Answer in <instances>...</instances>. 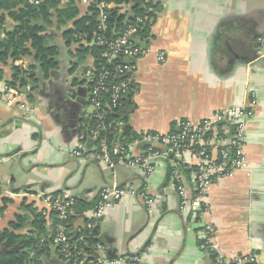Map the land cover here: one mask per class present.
I'll list each match as a JSON object with an SVG mask.
<instances>
[{
    "label": "crops",
    "instance_id": "0c3cea01",
    "mask_svg": "<svg viewBox=\"0 0 264 264\" xmlns=\"http://www.w3.org/2000/svg\"><path fill=\"white\" fill-rule=\"evenodd\" d=\"M159 4L147 40L151 52L137 61L131 78L137 92L127 128L137 135L164 136L179 132L184 121L198 123L230 107H249L253 111L246 125L249 170L215 181L204 210H182L173 189L172 161L159 162L147 178L141 167L110 169L98 161L78 159L73 156L77 139L66 136L45 99L30 102L28 90L24 99L30 116L0 101V231L15 222L24 205L33 204L46 215L57 193L64 199L96 203L102 189L116 184L135 194L97 221L99 264H127L132 258L139 259L137 264H218L217 257L229 261L249 252L256 254L257 264H264V0ZM158 51L166 53L163 64L158 62ZM2 69L0 82L6 83L12 70ZM80 78V72L69 76ZM74 89L80 98L83 85ZM41 100L45 111L39 108ZM227 130L223 128L224 135ZM187 159L191 166L198 163L195 157ZM183 184L192 193L190 175ZM144 187L156 201L151 214L140 195ZM92 211L76 219L74 227L83 226ZM50 225L49 220V230ZM206 225L214 227L213 250L205 243ZM29 230L27 226L17 234ZM51 261L63 264L54 247Z\"/></svg>",
    "mask_w": 264,
    "mask_h": 264
},
{
    "label": "trees",
    "instance_id": "16d2710c",
    "mask_svg": "<svg viewBox=\"0 0 264 264\" xmlns=\"http://www.w3.org/2000/svg\"><path fill=\"white\" fill-rule=\"evenodd\" d=\"M111 1L123 5L124 11H110L108 29L102 33L98 30V12L93 7L83 6L82 0H41L39 5L31 4L29 0H0V81L4 80L2 67H10L12 77L6 84L19 91L28 88L30 92L26 97L30 102H34L37 97L45 99L51 117L61 126L66 136L70 139L76 138L87 148L93 146L99 148V142L104 137L109 139L110 145H126L141 137L126 126L134 94L131 93L122 99L116 109L110 108L111 96L108 94L103 95V104L109 105L104 107L107 130L101 131L98 139L90 140L91 137H88L90 131L87 130L97 128L98 123L96 120L86 118L84 110L89 106L86 99L93 84L81 78L69 79L71 74L75 72L82 74L92 65L96 69L103 65L106 69L112 70L115 65L123 63L117 61L113 66H109L103 58L107 48L100 44L87 46L84 41L91 44L95 37L101 35L110 42L132 26L136 17L142 16L146 9H154L155 13L150 16L153 21L161 10V5H155L154 0H147L133 8L131 5L133 0ZM152 22H148L140 32L143 41L149 38ZM10 24L11 28L8 29ZM20 61L26 65L16 66L15 64ZM60 77L64 79L63 84L68 85L72 82L73 88L81 83L84 89L81 97L62 88L58 89L56 86ZM112 81L116 83L120 79L115 76ZM68 97L78 105L79 110L74 114L67 113ZM111 123H123L124 127L122 130L115 125L110 128ZM223 128L224 125L217 127L220 136L224 135ZM177 133L172 132L170 135ZM82 136L86 139L81 140ZM143 148L148 146L144 145ZM181 170L184 177L189 175V171L183 168ZM172 173L171 168V175ZM25 190L29 191V188ZM1 191L0 184V194ZM59 194H55L52 200L59 197ZM98 202L90 203L75 198L73 214L68 220H62L55 211L44 215L33 204L24 205L23 213L16 217L15 222L11 223L8 229L0 231V264H52L53 247L58 260L63 264H99L96 249L101 244L98 222L84 218L83 226L74 227L75 220L82 218L85 212L94 210ZM49 220L50 230L47 229ZM27 226L30 230L26 234H17ZM60 227L64 228L68 241L56 245L54 241ZM15 248L18 249L16 252L5 253L6 250Z\"/></svg>",
    "mask_w": 264,
    "mask_h": 264
},
{
    "label": "built area",
    "instance_id": "2783aa9c",
    "mask_svg": "<svg viewBox=\"0 0 264 264\" xmlns=\"http://www.w3.org/2000/svg\"><path fill=\"white\" fill-rule=\"evenodd\" d=\"M31 4L39 5L41 0H29ZM85 7H93L98 12V30L104 33L108 29L107 21L109 12L112 10L124 11L123 5H117L111 0H82ZM155 11L152 8L146 9L142 16L136 17L132 26L122 31L121 35L108 42L101 35L95 37L91 44L83 43L87 46L100 44L107 48L103 54L105 62L113 66L117 61H123L122 65H115L112 70L106 69L103 65L96 69L94 65L81 74L84 81L93 84L92 90L86 99L92 112H86V118L96 120L97 128H89L90 140L98 139L100 132L107 130L105 125L106 112L103 104L104 96H111V109L119 107L122 99L129 94H135L137 87L133 86L131 78L137 69V61L149 54L151 48L147 40H142L140 32L143 27L152 22L151 15ZM158 62H166V53L157 52ZM120 81L113 82L114 77ZM126 77H130L126 79ZM25 93L16 88L10 87L6 83L0 82V101L7 106H17L25 115L31 114L32 110L25 101ZM253 116V111L249 107H230L215 113L212 117L198 123L184 121L180 123V130L173 135H158L155 133H145L140 139L134 140L126 145H110L107 137L99 142L98 147L87 148L79 142V147L74 150L73 156L78 159L98 161L110 169L117 166L126 165L129 167H141L145 176L150 178L156 171L158 163L172 161L173 189L180 199V207L184 210L190 207L191 210L200 211L207 208V200L211 186L215 181L231 175L237 171H248L249 163L246 155V125ZM122 130L123 123H111ZM219 125H224L229 133L220 136L217 131ZM233 129V131H231ZM212 134V136H211ZM86 139L85 136L81 140ZM144 145L148 148H143ZM158 146L159 148H156ZM209 149V152H207ZM195 157L198 163L191 166L187 157ZM181 168L189 171L193 181L192 193L183 184L184 176ZM135 192L129 188L119 187L114 184L110 188L102 189L99 193V202L92 211L89 220L99 221L107 211L123 198ZM144 199L149 213L153 212L155 198L149 193V189L144 187L140 192ZM50 210L59 214L62 220H68L73 214V200L57 197L50 202ZM91 228L92 226L89 225ZM205 243L211 250L214 249L212 240L214 238V227L206 225L204 228ZM68 239L64 228L60 227L55 244H65ZM218 264H257V256L253 252L245 255H236L229 261H223L221 257L216 258ZM139 263L138 258L130 259L127 264Z\"/></svg>",
    "mask_w": 264,
    "mask_h": 264
},
{
    "label": "flooded vegetation",
    "instance_id": "af4514ba",
    "mask_svg": "<svg viewBox=\"0 0 264 264\" xmlns=\"http://www.w3.org/2000/svg\"><path fill=\"white\" fill-rule=\"evenodd\" d=\"M59 80V79H58ZM64 79L60 77V80L57 82V88L60 89L62 88V90H68L67 88V84H63ZM60 94V92H58V95ZM59 98L61 99V97L59 96ZM66 110L68 114H74L76 113L79 108L78 105L76 104V101H74L73 99H71L70 97H68V100L66 101Z\"/></svg>",
    "mask_w": 264,
    "mask_h": 264
},
{
    "label": "water",
    "instance_id": "95a60500",
    "mask_svg": "<svg viewBox=\"0 0 264 264\" xmlns=\"http://www.w3.org/2000/svg\"><path fill=\"white\" fill-rule=\"evenodd\" d=\"M147 0H133L131 5H132V8L135 7V6H138V5H142L146 2ZM159 3H161V0H154V4L155 5H158ZM67 88H68V93H73L75 91V89L73 88V83L70 82L68 85H67ZM28 88H23L22 91L26 94L28 92ZM82 92V91H80ZM101 220V219H100ZM18 249L15 248V249H12V250H6L5 253H13V252H16ZM111 253V252H110ZM111 255V254H110Z\"/></svg>",
    "mask_w": 264,
    "mask_h": 264
},
{
    "label": "rangeland",
    "instance_id": "374dc122",
    "mask_svg": "<svg viewBox=\"0 0 264 264\" xmlns=\"http://www.w3.org/2000/svg\"><path fill=\"white\" fill-rule=\"evenodd\" d=\"M65 56H66V55L64 54L63 57L65 58ZM39 106H40V107H39L40 109H42V110L45 111V104H44V102H43L42 100H41V103H40ZM92 110H93V109H92L91 107H87V108H86V111H87V112H92Z\"/></svg>",
    "mask_w": 264,
    "mask_h": 264
}]
</instances>
